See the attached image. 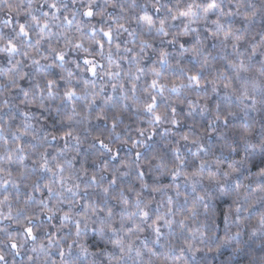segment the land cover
Listing matches in <instances>:
<instances>
[{"label":"clouds","instance_id":"clouds-1","mask_svg":"<svg viewBox=\"0 0 264 264\" xmlns=\"http://www.w3.org/2000/svg\"><path fill=\"white\" fill-rule=\"evenodd\" d=\"M0 264H264V0H0Z\"/></svg>","mask_w":264,"mask_h":264},{"label":"snow or ice","instance_id":"snow-or-ice-1","mask_svg":"<svg viewBox=\"0 0 264 264\" xmlns=\"http://www.w3.org/2000/svg\"><path fill=\"white\" fill-rule=\"evenodd\" d=\"M89 14H91L90 12H89ZM107 35H109L110 36V33H107ZM193 79H198V77H193ZM51 83V82H50ZM155 83V82H154ZM157 119H159V117L157 116ZM28 232L29 233H31V229H28Z\"/></svg>","mask_w":264,"mask_h":264}]
</instances>
